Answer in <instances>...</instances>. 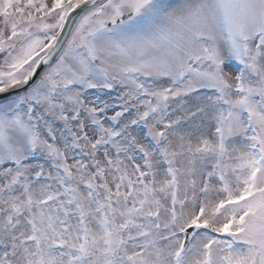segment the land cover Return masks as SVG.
<instances>
[{
  "label": "rangeland",
  "instance_id": "1",
  "mask_svg": "<svg viewBox=\"0 0 264 264\" xmlns=\"http://www.w3.org/2000/svg\"><path fill=\"white\" fill-rule=\"evenodd\" d=\"M85 1L0 0V91ZM74 28L0 105V264H264V0H108Z\"/></svg>",
  "mask_w": 264,
  "mask_h": 264
},
{
  "label": "water",
  "instance_id": "2",
  "mask_svg": "<svg viewBox=\"0 0 264 264\" xmlns=\"http://www.w3.org/2000/svg\"><path fill=\"white\" fill-rule=\"evenodd\" d=\"M105 1L106 0H90L88 2H85L79 5L74 10L70 11L65 19L62 30L60 34L58 35L51 51L41 59L37 68L35 69L31 77L25 83L21 84L20 86H17L15 88H12L10 90L0 93V102H3L13 96H16L34 87L39 81V79L41 78V76L44 74V72L54 62L58 54L62 51L77 19L86 11L98 5H101ZM129 17H131V15H125L121 18V20L124 21L128 19ZM193 231H194L193 228H191L185 232L187 240L190 239L191 235L193 234Z\"/></svg>",
  "mask_w": 264,
  "mask_h": 264
},
{
  "label": "trees",
  "instance_id": "3",
  "mask_svg": "<svg viewBox=\"0 0 264 264\" xmlns=\"http://www.w3.org/2000/svg\"><path fill=\"white\" fill-rule=\"evenodd\" d=\"M92 52H95V49L93 48V50H92ZM100 55V56H99ZM98 57H103L101 54H98L97 55ZM53 68V67H52ZM51 68V69H52ZM50 69V70H51ZM39 117L41 118V120H42V122L44 123V124H46L48 121H49V115H48V113H46L45 115L44 114H42L41 113V109H40V111H39ZM48 124V123H47Z\"/></svg>",
  "mask_w": 264,
  "mask_h": 264
}]
</instances>
